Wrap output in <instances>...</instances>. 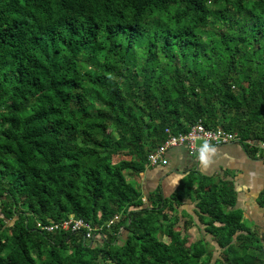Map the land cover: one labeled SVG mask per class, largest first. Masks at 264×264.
I'll use <instances>...</instances> for the list:
<instances>
[{"label":"trees","instance_id":"1","mask_svg":"<svg viewBox=\"0 0 264 264\" xmlns=\"http://www.w3.org/2000/svg\"><path fill=\"white\" fill-rule=\"evenodd\" d=\"M198 123L264 154V0H0V264H264L232 181L125 176Z\"/></svg>","mask_w":264,"mask_h":264},{"label":"crops","instance_id":"2","mask_svg":"<svg viewBox=\"0 0 264 264\" xmlns=\"http://www.w3.org/2000/svg\"><path fill=\"white\" fill-rule=\"evenodd\" d=\"M250 152L236 141L210 145L194 156L186 147L170 148L165 165L147 166L139 173L143 199L148 203V195L157 189L165 196L170 195L190 171L226 178L233 182L235 207L241 209L244 224L261 235L264 233V203H260L264 191V154ZM192 207V202L185 199L182 209L194 216Z\"/></svg>","mask_w":264,"mask_h":264},{"label":"built area","instance_id":"3","mask_svg":"<svg viewBox=\"0 0 264 264\" xmlns=\"http://www.w3.org/2000/svg\"><path fill=\"white\" fill-rule=\"evenodd\" d=\"M202 139L204 145L208 146L210 144L218 145L223 144L229 141L236 139L235 133L225 132L221 129H206L201 124H196L191 126L190 130L187 133H181L178 135H170L164 143V147L170 145H180L186 144L191 150L196 149V141ZM259 146H264V143H260ZM162 151L157 150L155 152L148 154V159L151 164H156L162 160ZM118 216L115 215L107 223V226L112 224L113 221H116ZM57 227H61L64 230H71L73 232L78 231L82 232L83 240L89 241L92 243L98 237L101 236V226H92L89 222L83 220L82 218H70L62 221L60 224L55 225H46L45 229L51 230Z\"/></svg>","mask_w":264,"mask_h":264},{"label":"rangeland","instance_id":"4","mask_svg":"<svg viewBox=\"0 0 264 264\" xmlns=\"http://www.w3.org/2000/svg\"><path fill=\"white\" fill-rule=\"evenodd\" d=\"M118 157H113V160L116 161ZM132 173V172H131ZM131 173H128L127 171L125 172V176L127 178V180L134 185L137 189H139L142 193V190L140 188V178L139 177V173L138 174H134L132 173V175H130ZM136 180H138V182H136ZM188 197L186 196L185 199H187ZM189 200V198H188ZM189 202V201H188ZM191 215H187L186 218H190ZM200 231L198 230V228L196 229L195 226H193L192 224H188V230H187V234H188V243L195 241L197 238H199L200 235ZM126 237V231L122 230L121 233L118 236L119 242L123 241ZM216 252H218L216 250ZM215 255H217L216 253H214Z\"/></svg>","mask_w":264,"mask_h":264},{"label":"clouds","instance_id":"5","mask_svg":"<svg viewBox=\"0 0 264 264\" xmlns=\"http://www.w3.org/2000/svg\"><path fill=\"white\" fill-rule=\"evenodd\" d=\"M146 203V202H145ZM70 218H80V217H75V216H70L69 218H67V219H70ZM66 219V220H67ZM93 226V225H92Z\"/></svg>","mask_w":264,"mask_h":264}]
</instances>
